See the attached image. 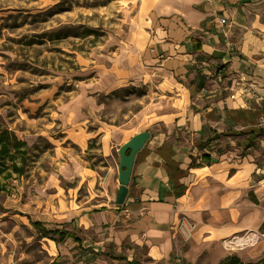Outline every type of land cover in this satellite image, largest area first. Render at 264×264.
Here are the masks:
<instances>
[{
  "label": "crops",
  "instance_id": "obj_1",
  "mask_svg": "<svg viewBox=\"0 0 264 264\" xmlns=\"http://www.w3.org/2000/svg\"><path fill=\"white\" fill-rule=\"evenodd\" d=\"M144 5L136 18L143 45L137 41L135 53H154L143 67L145 84L157 77L156 100L120 125V139L107 142L109 132L102 134L100 162L111 183L101 206L69 210L60 223L66 228L32 220L44 235L66 242V261L48 264H218L231 253L251 258L264 247V164L216 149L220 136L250 132L255 141L264 133V0ZM239 82L253 84L262 99L229 97ZM143 130L149 137L118 205L117 150ZM55 229L71 235L44 232Z\"/></svg>",
  "mask_w": 264,
  "mask_h": 264
},
{
  "label": "rangeland",
  "instance_id": "obj_2",
  "mask_svg": "<svg viewBox=\"0 0 264 264\" xmlns=\"http://www.w3.org/2000/svg\"><path fill=\"white\" fill-rule=\"evenodd\" d=\"M144 7V0H0V122L28 147L24 173L2 179L0 264L64 263L66 242L32 220L66 228V212L104 202L111 178L101 167L102 134L120 139V125L158 93L156 76L153 85L144 81V60L154 53H135ZM250 137L220 136L216 149L262 166L264 133ZM255 251L238 257H264L263 244Z\"/></svg>",
  "mask_w": 264,
  "mask_h": 264
},
{
  "label": "trees",
  "instance_id": "obj_3",
  "mask_svg": "<svg viewBox=\"0 0 264 264\" xmlns=\"http://www.w3.org/2000/svg\"><path fill=\"white\" fill-rule=\"evenodd\" d=\"M27 143L25 140L18 139L14 131L9 130L0 122V193L5 190V180L12 176L13 173L21 175L25 171ZM38 228L43 229L40 223H34ZM45 233L58 234L62 239L71 233L62 229L44 230ZM52 264V263H51ZM55 264V263H53ZM218 264H264V257L256 261H242L237 255L229 254L221 258Z\"/></svg>",
  "mask_w": 264,
  "mask_h": 264
},
{
  "label": "water",
  "instance_id": "obj_4",
  "mask_svg": "<svg viewBox=\"0 0 264 264\" xmlns=\"http://www.w3.org/2000/svg\"><path fill=\"white\" fill-rule=\"evenodd\" d=\"M148 137L149 132L143 130L132 135L126 142L118 147L117 180L119 185L115 196V203L118 205L123 204L126 198L127 186L130 179L135 154L138 150H140Z\"/></svg>",
  "mask_w": 264,
  "mask_h": 264
},
{
  "label": "built area",
  "instance_id": "obj_5",
  "mask_svg": "<svg viewBox=\"0 0 264 264\" xmlns=\"http://www.w3.org/2000/svg\"><path fill=\"white\" fill-rule=\"evenodd\" d=\"M225 21L226 20H225L224 17H220L218 19V22L221 23V24L225 23ZM236 93H239V94H242V95H246V96L258 99V100L262 99V98L258 97L254 85L251 84V83H247V82H244V83L239 82L236 85V87L231 89V93H230L229 97L233 98ZM180 222L182 223V220Z\"/></svg>",
  "mask_w": 264,
  "mask_h": 264
}]
</instances>
